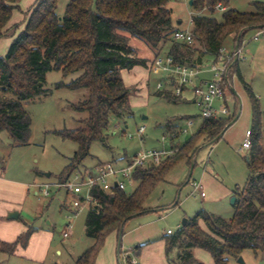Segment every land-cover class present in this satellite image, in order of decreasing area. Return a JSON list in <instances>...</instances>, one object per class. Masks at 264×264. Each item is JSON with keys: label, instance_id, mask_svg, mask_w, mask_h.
<instances>
[{"label": "trees", "instance_id": "16d2710c", "mask_svg": "<svg viewBox=\"0 0 264 264\" xmlns=\"http://www.w3.org/2000/svg\"><path fill=\"white\" fill-rule=\"evenodd\" d=\"M19 1L0 0V39L7 36L8 24ZM168 1L69 0L60 16L56 13L59 0H35L22 29L16 35L7 36L11 41L6 53L0 56V133L7 132L15 144H26L31 120L22 103L52 94V90L45 87L47 73L59 72L63 78L75 75L69 82L60 81L53 86L54 89L87 92L83 100L72 105L75 111L86 115L78 120V127L55 132L76 145L68 165L58 177V183H64L89 156L91 144L105 142L111 118L121 120L132 116L129 97L133 90L125 86L121 72L135 67L147 68L148 60L138 57L129 45L130 37L145 43L154 58L168 46L165 55L172 58L173 64L195 66L205 56L217 55L229 42L236 43L242 30L243 33L249 29L264 30V2H254L252 13H241L229 9L231 0H191L192 42H178L173 39V33L179 29L173 25ZM218 4L226 8L220 13V20L213 16ZM235 75L246 90L252 109L247 180L239 192H234V214L230 219L201 210L175 233L165 237L168 264H201L194 258L193 249L209 253L214 264H228V258L238 259L245 250L264 252L261 112L237 68ZM155 95L174 103L178 101L169 92L157 90ZM235 118L233 114L232 117L204 119L188 141L175 146L177 152L172 157L133 172L135 188L132 192L92 191L97 208L88 210L85 232L93 242L74 264H95L106 236L112 232L122 235L121 228L131 218L145 212V200L168 172L183 160L190 167L198 144L216 142ZM167 129L172 137L177 136L175 127ZM2 164L0 160V166ZM31 232L32 229L27 228L14 242L0 241V254L10 257L17 246L25 247ZM126 264H130V259Z\"/></svg>", "mask_w": 264, "mask_h": 264}, {"label": "rangeland", "instance_id": "374dc122", "mask_svg": "<svg viewBox=\"0 0 264 264\" xmlns=\"http://www.w3.org/2000/svg\"><path fill=\"white\" fill-rule=\"evenodd\" d=\"M189 1L169 0L167 4L172 12L173 25L182 31L190 30L192 27L190 18L194 12L189 6ZM34 2L35 0L18 2V8L13 12V24L7 29V36L16 35L22 29ZM68 2L69 0H59L56 10L58 15H63ZM254 2L264 0H231L229 9L252 13ZM202 12L207 13V10ZM221 12L223 11L216 8L213 16L220 20ZM258 32L260 36L254 39ZM7 36L0 39V42L5 40L7 43L6 46L0 45V56L6 53L9 46ZM242 41L238 61L233 64L227 76L230 87L226 86L224 100L217 101L214 105L219 109V106L225 103L230 111L236 112L237 117L225 127L216 142L198 144V149L190 162L192 168L183 160L168 172L145 200V212L131 218L122 228L120 237L115 232L106 236L95 264H123L120 259L119 262L117 256H122L125 252L131 255V250L137 246L140 247L135 249L134 253L146 245L148 251L159 246L162 241L165 245L167 230L175 233L183 220L191 219L201 210L224 219L233 216L234 208L230 200L234 197V192H239L243 188L248 177L246 158L249 150H242L241 144L245 132L252 130L251 103L246 90L236 78V68L257 99L261 112L260 143L264 150V30L249 29L242 36ZM129 45L136 50L139 57L153 55L147 45L136 38L130 37ZM194 46L198 48L196 44ZM225 46L234 49L235 43L229 42ZM167 49L168 46H165L159 57H163ZM213 62V57L203 58L201 69L206 72L201 74V78L211 79L212 76L207 70L211 69ZM216 66L219 64L216 63ZM124 77L125 86L133 90L129 97L132 116L121 120L110 119L105 142L95 141L91 144L89 156L83 160L79 170L106 162L123 165L125 163L123 158H131L139 150L181 146L197 132L202 123L200 108L197 105L183 100L173 103L155 95L157 83L164 78V73L157 67L151 66L149 72L139 70L129 78ZM73 78L75 75L63 78L59 72H49L46 74L45 87L51 89L52 94L22 103L31 120L30 136L26 144H15L7 132L0 133V157L3 160L1 168L8 173H18L25 179H33L35 183L30 188L32 192L39 191L36 185L41 182L52 185L49 197L42 199L40 193L32 195L34 207L41 209L42 212L39 223L54 235V248L44 264H74L93 242L85 232V219L89 207L83 206L76 214L67 217V211L61 208L65 191L53 186L58 183L59 174L68 165L76 150L73 142L62 139L55 132L76 129L78 120L86 116L85 113L72 108L73 104L86 97L85 90L70 91L53 87L57 82L67 83ZM135 87L139 91L136 92ZM3 97L10 98V95ZM189 117H193L194 125L185 133L173 138L167 129L168 126L179 130ZM141 126L145 128L141 140L136 136L132 138L127 136L135 134L137 128ZM193 183L202 185L205 197L193 193ZM134 188V184L128 185L126 192L130 193ZM69 199L71 203L73 197ZM49 222L51 224L47 226ZM68 222L71 224L70 236L63 238L62 233ZM202 227L204 228L203 225ZM56 249L60 253L57 254ZM193 252L197 255H193L194 258L201 264H213L211 256L206 251L193 249ZM171 256L173 257V254ZM142 258L136 256L138 262L142 261ZM164 260V264H168L166 258ZM228 264H264V252L245 250L238 259L228 258Z\"/></svg>", "mask_w": 264, "mask_h": 264}, {"label": "built area", "instance_id": "2783aa9c", "mask_svg": "<svg viewBox=\"0 0 264 264\" xmlns=\"http://www.w3.org/2000/svg\"><path fill=\"white\" fill-rule=\"evenodd\" d=\"M216 8L225 11V7L220 4H218ZM243 32L242 30L238 34V41L235 43L234 49L223 46L218 54L213 57L214 62L211 69L207 70L212 77L208 80L200 77L201 74H204L206 71L201 69L198 65L173 64L172 58L168 55L154 58L151 66L157 67L164 73L163 81L161 80L157 83L156 90L169 92L173 97L178 99L181 98L185 92H191L194 103L200 108L202 121L210 117L218 118L228 117L229 115L232 116L233 113L225 103L221 104L219 109H216L214 105L217 101L224 100L226 86L230 87L227 76L233 64L238 61V57L242 51ZM259 35L260 32L254 36V39H257ZM173 39L186 44L192 42L189 30L175 31L173 33ZM216 63L219 64V66H216ZM193 125V118H187L184 126L178 130L177 136L181 133H185ZM144 130L145 128L141 126L137 128L135 134H128L127 136L129 138L136 136L141 140ZM249 136L250 132L246 131L245 138L241 144L242 150L250 149L251 144ZM175 137L176 136H173V138ZM163 139L164 137L162 138V142ZM176 152L177 148L173 145L167 149L162 147L159 150H139L123 165L106 162L89 169H78L64 183H56L53 186L58 189H63L67 194L73 197L70 207L71 210L67 215V217H69L71 214H76L83 206L93 209L95 207L97 208L92 191L101 190L105 193H110L113 189L126 191L127 186L133 184L132 175L136 169L156 166L165 159L172 157ZM51 186L52 185L47 183L38 185V193L41 194L42 199L49 197V189ZM192 188L194 194L198 193L202 198L205 196L200 183H193ZM70 231L71 224L68 222L65 225L62 234L63 237H68ZM171 233L172 231L167 230V234ZM119 259L122 260L123 264H126L128 259H130V264H138L136 259L133 256L131 257L129 252L122 253V256L119 255L118 260Z\"/></svg>", "mask_w": 264, "mask_h": 264}, {"label": "crops", "instance_id": "0c3cea01", "mask_svg": "<svg viewBox=\"0 0 264 264\" xmlns=\"http://www.w3.org/2000/svg\"><path fill=\"white\" fill-rule=\"evenodd\" d=\"M13 20H14V14L12 16L10 23L8 24V28L11 26V24H13ZM8 40H9L8 42L11 41L10 38H8ZM0 45L6 46L7 43L4 40L0 42ZM139 58L148 60L147 63L148 67L147 68L135 67L130 71H122L121 76L123 80H125L124 76L129 78L132 76V74L135 71L141 70L144 72H149L150 64L154 58V55H151L149 57H139ZM197 65L201 67L202 62ZM142 76L143 79H145L143 74ZM135 89L136 92L139 91L138 88L135 87ZM231 91L233 92V90ZM181 100L195 104L193 96L189 91L185 92L182 95V97L178 99L177 102ZM231 112L233 114H236L234 110ZM189 118H193V117H189ZM123 159L125 160L124 162H127L131 158L126 157ZM0 160H2V157H0ZM115 164L117 165L120 163H115ZM23 177L18 173L17 174L13 172L8 173L5 169L1 168L0 166V241L8 242V243L14 242L22 233H24L27 230V228L32 229V232L30 234L26 246L25 247L17 246L14 254L10 257L0 254V264H44L47 261L48 255L51 252L52 248H54V242H55L54 235L48 229L47 230L44 229L42 225L39 223V218H40L39 216L42 212L41 209L39 210L37 207H34L33 204L34 200L32 195H38V192H35L34 190H33L34 192H32L30 188H32V185H34L35 182L33 179L29 180V178L25 179ZM44 183L46 182H41L36 186ZM71 197H72L71 195L65 192V199L61 205V208L66 210L67 213H69L71 210L70 208L71 203L69 199ZM13 213L18 214V216L16 218L15 217L8 218V216ZM50 224L51 223L49 222L47 226H49ZM147 247L148 245L144 246L141 250H137L136 253H134L135 250H131V255H133L135 259L136 256L143 257L142 261L140 262H138L136 259L138 264H164L165 261L164 259L166 257L164 253L163 241L161 242V244H159V246L153 248V250L151 249L150 251H148ZM56 253L58 254L60 253V251L56 249ZM193 255L197 256L195 252H193Z\"/></svg>", "mask_w": 264, "mask_h": 264}, {"label": "water", "instance_id": "95a60500", "mask_svg": "<svg viewBox=\"0 0 264 264\" xmlns=\"http://www.w3.org/2000/svg\"><path fill=\"white\" fill-rule=\"evenodd\" d=\"M191 4V1H189V5ZM222 134V133H221ZM191 168H192V165H191ZM45 176H49V174H45ZM189 178H190V174L188 175V180H189ZM234 202H235V197H233V198H231V200H230V203L233 205L234 204ZM94 209H96V207L94 208ZM18 216V214H16V213H13V214H10L9 216H8V218H16ZM186 221L187 220H183L182 221V224L181 225H185V223H186ZM121 230H122V228H121ZM239 262L240 263H242V260L241 259H239Z\"/></svg>", "mask_w": 264, "mask_h": 264}]
</instances>
